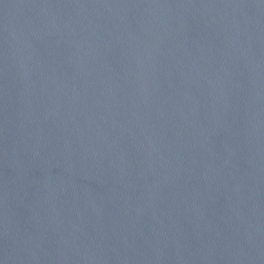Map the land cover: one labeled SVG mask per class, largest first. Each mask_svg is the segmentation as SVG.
Here are the masks:
<instances>
[{
    "label": "water",
    "instance_id": "95a60500",
    "mask_svg": "<svg viewBox=\"0 0 264 264\" xmlns=\"http://www.w3.org/2000/svg\"><path fill=\"white\" fill-rule=\"evenodd\" d=\"M0 264H264V0H0Z\"/></svg>",
    "mask_w": 264,
    "mask_h": 264
}]
</instances>
